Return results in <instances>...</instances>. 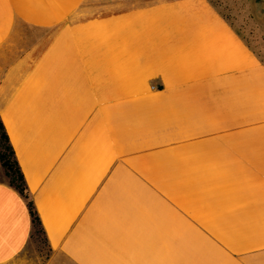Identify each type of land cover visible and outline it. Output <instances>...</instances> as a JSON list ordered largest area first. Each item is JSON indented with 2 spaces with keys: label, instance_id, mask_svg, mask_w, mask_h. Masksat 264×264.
I'll use <instances>...</instances> for the list:
<instances>
[{
  "label": "crops",
  "instance_id": "obj_1",
  "mask_svg": "<svg viewBox=\"0 0 264 264\" xmlns=\"http://www.w3.org/2000/svg\"><path fill=\"white\" fill-rule=\"evenodd\" d=\"M0 120L43 264H264V63L210 0H0ZM31 235L0 166V264Z\"/></svg>",
  "mask_w": 264,
  "mask_h": 264
},
{
  "label": "rangeland",
  "instance_id": "obj_2",
  "mask_svg": "<svg viewBox=\"0 0 264 264\" xmlns=\"http://www.w3.org/2000/svg\"><path fill=\"white\" fill-rule=\"evenodd\" d=\"M94 5L111 4L120 0H88ZM243 40L264 63V0H210ZM46 30L18 24L13 37L5 45L6 59L15 57L30 46ZM48 251L41 235L31 239L25 251L9 264H43Z\"/></svg>",
  "mask_w": 264,
  "mask_h": 264
},
{
  "label": "trees",
  "instance_id": "obj_3",
  "mask_svg": "<svg viewBox=\"0 0 264 264\" xmlns=\"http://www.w3.org/2000/svg\"><path fill=\"white\" fill-rule=\"evenodd\" d=\"M0 166L3 170L4 177L10 187L18 192V194L26 201V206L30 215L32 225L31 239L37 235H41L45 245L44 232L41 227V223L37 212L33 206L29 197V192L25 184L22 172L19 168L17 160L15 158L13 149L9 143V139L5 132V129L0 120Z\"/></svg>",
  "mask_w": 264,
  "mask_h": 264
}]
</instances>
